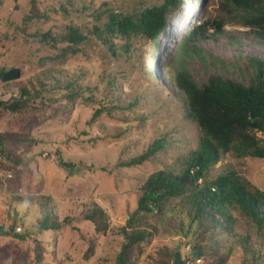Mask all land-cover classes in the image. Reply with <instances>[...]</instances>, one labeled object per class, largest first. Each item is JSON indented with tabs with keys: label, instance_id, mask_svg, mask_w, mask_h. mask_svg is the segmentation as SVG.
I'll use <instances>...</instances> for the list:
<instances>
[{
	"label": "rangeland",
	"instance_id": "374dc122",
	"mask_svg": "<svg viewBox=\"0 0 264 264\" xmlns=\"http://www.w3.org/2000/svg\"><path fill=\"white\" fill-rule=\"evenodd\" d=\"M143 1L149 5L156 0H140ZM182 1L178 11L165 21L155 54L147 41H140L138 45L142 48L140 60L151 73L144 86L150 92L148 100L153 99L150 107L106 111L90 122L95 109L108 106L111 99L104 79L122 64L92 36H89L84 53L67 58L66 63L60 65L70 74L82 77L81 84L88 88L66 112L53 108L51 117L30 127L35 146L25 165L18 170H0V223L7 229L9 214L15 215L12 210H16L19 214L16 226L23 229L17 234L23 238L14 236L13 232L0 238V248H3L0 264H37L36 252L39 251H43L41 264L119 263L126 246L125 231L132 227L142 228L143 219L139 215L135 222L128 223L140 198L141 186L151 174L173 167L176 159L180 161L188 155L201 135L192 124H182L184 103L166 95V92L175 93L166 75L170 77L171 63L181 40L194 25L207 22L209 32H213L220 21L222 29L214 32L216 42H203V59L195 54L186 58L187 68L196 80L202 83L210 73L218 72L238 81H248L245 61L236 55L261 54L263 50L250 42L248 32L251 29L242 24L241 12L229 9L226 0ZM128 2L137 0H18L20 8L15 10L14 0H0V67L19 68L20 80L32 78L44 68L40 66L43 57L68 29L79 28L88 34L93 19L91 8L99 9L109 3L113 9H118ZM32 10L36 15L30 18ZM43 33L50 34L49 40L42 36ZM229 37L239 38L240 46L230 43ZM135 62L140 68L141 62ZM154 67L156 74L152 71ZM118 77V83L123 86L136 80L135 75ZM14 84L18 83H11ZM13 88L16 87L11 86L16 91ZM4 93L5 88L0 87V97L7 99ZM19 96L18 90L14 92V97ZM163 97L168 101L162 105ZM0 124L5 127L8 123L3 119ZM160 136H166L167 147L158 160H147L133 167H116L118 155L127 159L140 154ZM257 137L264 144V133L258 132ZM63 162L72 166L66 167ZM223 171H233L250 189L264 191V158L242 157L229 152L211 166L207 177ZM40 196L44 198L41 204V199L39 202L31 199ZM98 207L106 217L99 216L97 220L102 222L96 225L87 217ZM45 209L51 213V220L60 225L39 232L35 225ZM146 219L154 226L152 230L149 228L153 235L129 254L128 264H173L176 253L190 256L187 264L211 263L212 260L204 256L200 259L191 256L193 241L190 237L178 236V218L171 222L159 213H151ZM234 219V230L225 234L223 251L232 249L225 264H264V237L257 225H251L242 216ZM242 236L247 239L249 251L252 248L260 251L259 263L243 254L239 244ZM11 253L15 256L11 257Z\"/></svg>",
	"mask_w": 264,
	"mask_h": 264
},
{
	"label": "trees",
	"instance_id": "16d2710c",
	"mask_svg": "<svg viewBox=\"0 0 264 264\" xmlns=\"http://www.w3.org/2000/svg\"><path fill=\"white\" fill-rule=\"evenodd\" d=\"M145 2H128L118 9H113L109 3H104L99 9L91 8L93 19L88 27V34L79 28L68 29L65 35H61L60 41L55 42L51 52L43 57L40 66L44 68L26 81L18 79L3 82L2 77L7 70L0 67V87L5 88L4 95L8 97H0V121L4 119L8 123L5 127L0 124V153L7 160L6 163L0 161V170H18L25 165L31 159L35 146V140L29 133L30 127L51 117L50 111L53 108L66 112L67 108L70 109L82 98L84 90L88 88L81 84L82 77L70 74L66 67L61 68L60 65L65 64L67 58L84 53L89 36L100 42L111 57L122 61L120 67L109 74V78H103L111 99L108 106L95 109L90 122L106 111H132L151 106L149 103L153 99L151 97L148 100L150 92L144 88L146 78L151 73L140 60L142 48L138 45L140 41H147L155 54L157 40L165 30V21L178 11V6L183 1L156 0L149 5ZM226 6L241 12L242 24L251 29L248 32L250 42L258 45L263 52L236 55L245 61L249 78L247 82L215 72L210 73L206 81L199 83L187 68L186 58L195 54L203 59V42H216L217 35L214 32L222 30L221 22L216 23L217 28L213 32H209L207 22L196 24L186 31L174 62L171 63V75H166L175 93L166 92V95L170 94L184 103L182 124H192L201 135L197 146L188 155L180 161L176 159L173 167L151 174L141 186L140 198L128 223L135 222L139 215L143 219L142 228L132 227L130 231H125L126 246L120 254L118 264H128L129 254L153 235L149 228L152 230L154 226L146 219L151 213H159L171 222L178 218V236L190 237L193 241L191 256L194 259L204 256L212 260L210 264L226 263L232 249L223 251V246H226L224 239L227 232L234 230L235 217L242 216L251 225H257V230L264 237V191L250 189L233 171H223L212 178L207 177L211 166L229 152L242 157L264 158V144L257 137L258 132L264 133V0H226ZM33 15H36L34 10L30 18ZM42 36H46V40L50 38L49 33H43ZM116 40L120 42L116 43ZM228 40L237 46L241 44L237 37H229ZM135 60L141 62L140 68ZM47 63L50 65L46 66ZM152 71L156 74V67ZM119 75L122 78L135 75L136 80L129 86H123L118 83ZM139 80L142 81L137 83ZM11 86L16 87L13 88L16 91ZM17 90L20 96L14 97ZM91 98L86 97L90 101ZM162 99V105L168 101L165 97ZM165 147L166 136L157 137L140 154L127 159L122 154L118 155L116 167H133L142 165L147 160H158L162 156L160 153L166 150ZM63 164L66 167L72 166L68 162ZM101 168L105 170L104 167ZM31 199H41L38 201L41 204L44 198L40 196ZM172 202L174 203L167 207ZM12 211L15 215L9 214V227L6 229L5 224L1 223V234L14 233L19 214L16 210ZM102 214L103 209L98 207L87 219L97 225L102 222L97 220L99 216L106 217ZM51 218V213L45 209L35 225L39 232L59 227L60 224ZM13 235L23 238V235L17 233ZM246 243V237H240L239 244L243 247V254L245 257L252 256V262L259 263L260 251H255L254 248L249 251ZM2 249L0 248V252ZM42 254L43 251L36 252L37 264H41ZM13 256L15 255L11 253V257ZM189 258L188 255L183 257L176 253L173 264H187Z\"/></svg>",
	"mask_w": 264,
	"mask_h": 264
},
{
	"label": "water",
	"instance_id": "95a60500",
	"mask_svg": "<svg viewBox=\"0 0 264 264\" xmlns=\"http://www.w3.org/2000/svg\"><path fill=\"white\" fill-rule=\"evenodd\" d=\"M14 2L16 3L14 9L18 10L20 8L18 5V0H14ZM20 77H21V70L17 67H13V68L7 70L3 74L2 81L3 82L15 81V80L20 79Z\"/></svg>",
	"mask_w": 264,
	"mask_h": 264
},
{
	"label": "built area",
	"instance_id": "2783aa9c",
	"mask_svg": "<svg viewBox=\"0 0 264 264\" xmlns=\"http://www.w3.org/2000/svg\"><path fill=\"white\" fill-rule=\"evenodd\" d=\"M0 161H2V162H4V163L7 162V160L2 156L1 153H0ZM0 226H2L1 223H0ZM21 232H23V229H22L19 225L16 226V228L14 229V233L20 234ZM4 236H5V234H1V233H0V238H1V237H4Z\"/></svg>",
	"mask_w": 264,
	"mask_h": 264
}]
</instances>
